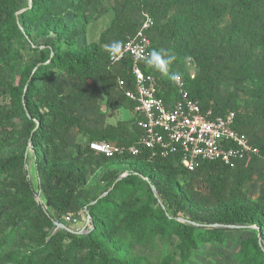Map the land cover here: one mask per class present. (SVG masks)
Here are the masks:
<instances>
[{
	"label": "trees",
	"instance_id": "16d2710c",
	"mask_svg": "<svg viewBox=\"0 0 264 264\" xmlns=\"http://www.w3.org/2000/svg\"><path fill=\"white\" fill-rule=\"evenodd\" d=\"M30 1L18 19L21 28L13 33L19 42L30 30L28 21L46 14L59 16L68 9L91 15L98 0ZM18 7L16 0H0V95L13 98L18 108L17 113L0 119L8 122L10 116L20 115L31 124L29 148L37 183L34 186L24 170V150L0 155V177L8 176L9 180L0 187V264H141L122 247L144 245L164 234L179 236L180 264H184L199 240L223 242L229 225L248 231L239 242L236 260L264 264V202L252 203L242 189L264 159V0H117L110 25L100 34L98 44L61 57L54 52L52 61L57 60L68 76L77 79L71 88H65L55 73L40 68L27 82L24 98L22 90L11 82L20 65L14 62L17 50L6 36L13 20L11 12ZM138 11L153 20L145 32L151 50L168 45L165 48L176 54L170 71L178 69L183 74L190 97L214 114L233 110L234 128L250 137L258 155L233 165L204 161L194 171H187L176 157H149L147 149L138 155L112 158L97 156L89 149L91 141L133 144L142 134L134 120L131 124L117 120L88 132L86 120L69 111L73 103L96 107L97 95L90 93L97 81L102 83L109 115L120 108L132 109L125 96L134 84L131 61L124 56L110 63L103 45L123 42L133 33L139 23L133 19ZM189 56L196 68L192 78L186 69ZM142 67L145 73L158 77L165 100L176 98L174 83L145 64ZM118 78L123 85H118ZM227 81L235 88L247 86V95L239 99L233 92L223 93L220 85ZM73 126L86 140L77 145L74 155L66 139L67 129ZM13 144L8 139L1 147ZM115 162H125L129 169L120 179L116 170L107 169L102 174L106 195L88 207L92 229L78 234L57 227L65 222V214L77 215L83 209L89 170ZM177 177L185 180L182 185L171 182ZM261 197L264 199V190ZM51 229L55 230L50 233ZM25 240L36 246L14 262L9 250ZM158 264L171 263L164 258Z\"/></svg>",
	"mask_w": 264,
	"mask_h": 264
},
{
	"label": "rangeland",
	"instance_id": "374dc122",
	"mask_svg": "<svg viewBox=\"0 0 264 264\" xmlns=\"http://www.w3.org/2000/svg\"><path fill=\"white\" fill-rule=\"evenodd\" d=\"M16 1L19 7L18 9L14 8L11 12L13 20H10L9 28L6 31L9 43L17 50L14 62L20 65L12 73L11 82L13 86L18 89L20 88L22 94H24L26 92V84L33 73L37 69L44 68L46 71L55 73L58 81L65 88L70 89L77 79L75 76H68L67 72L60 67L61 64L57 60L52 61L54 52L60 54L61 57L63 53L69 51L81 52L92 45L98 44L100 34L110 25L113 16L112 7L117 0H98L91 15H87L78 9H68L59 16L46 14L39 19L28 21L30 23V30L25 32L26 38L20 42L13 33L15 29L21 28L18 24V19L24 16V12L31 5V1ZM133 19L139 22L141 16L138 14ZM76 31H79V33L76 34ZM107 44L103 45V49H105V45ZM162 47L169 46L162 45ZM35 61L39 63L35 65ZM186 69L190 74L195 75L196 68L193 62L190 63L188 61ZM101 84L100 81H97L90 93V96L97 95L96 107L85 108L79 103H73L69 110L70 113L86 120L88 132L102 129L106 124L113 125L117 120H126L131 124L133 122V114L129 109L120 108L116 113L112 115L108 114ZM247 88V86L241 89L235 88L231 81L222 82L220 85L223 93L233 92L239 99L247 95ZM240 111L242 112V110ZM17 112V102L13 98H5L3 94L0 95V116L3 115L4 117L7 113ZM30 127L31 124L20 115L10 116L8 122L6 119H0V155L5 157L24 150L26 157L24 170L30 181L36 186L35 165L28 143V129ZM12 135L14 136L11 138L10 136ZM8 139H12L14 144L1 147ZM66 139L72 145V155L75 154L77 145L86 141L85 137L80 135L74 126L67 129ZM107 169L119 171L120 179L127 174L125 171L129 169V165L125 162H115L103 168L89 170L86 175L85 187L88 191V196L82 201L84 204L83 209L77 213L78 224L70 225L62 221L61 224L68 229L77 231L78 234H85L92 229L93 221L88 207L106 195V191H102L106 185L102 182L101 176ZM8 181V176H1L0 187L5 186ZM184 181L182 178L177 177L171 182L182 185ZM242 189L247 199L252 203L261 204L264 202V199L261 197V191L264 190V159L258 162L256 171L250 180L243 183ZM93 197L96 198L91 200ZM158 202L162 206L160 200ZM54 230L51 229L49 232L51 233ZM247 233V229L243 227L231 228L224 231V240L221 243L199 240L197 247L189 251L184 264H245L236 260V252L240 240L245 238L248 235ZM167 235L158 236L150 243L144 245H134L131 248L121 247L122 250L129 252L133 257L137 258L141 264H158L164 258L170 259L171 264H180L182 262L180 238L176 234ZM35 246L36 243L25 240L23 245L12 247L9 251L11 255H14V262H17ZM8 264H12V262Z\"/></svg>",
	"mask_w": 264,
	"mask_h": 264
},
{
	"label": "built area",
	"instance_id": "2783aa9c",
	"mask_svg": "<svg viewBox=\"0 0 264 264\" xmlns=\"http://www.w3.org/2000/svg\"><path fill=\"white\" fill-rule=\"evenodd\" d=\"M152 25V18L141 12L137 28L122 42L120 54L113 57L107 52L110 63L118 62L124 56L131 61L134 84L132 89L125 91V96L133 104V120L142 131L141 136L129 145L91 141L89 149L106 158L138 155L142 149H147L149 157H176L187 171H194L204 161L233 165L236 161L247 163L252 156L258 155V148L250 137L234 128L233 110L214 114L211 108L202 109L200 103L190 97L183 81L174 84L176 98L165 100L160 95L162 88L158 77L143 71L141 59L151 51L145 32ZM117 82L123 85L122 79L118 78ZM64 221L74 225L79 219L76 214L67 213Z\"/></svg>",
	"mask_w": 264,
	"mask_h": 264
},
{
	"label": "clouds",
	"instance_id": "9594fccd",
	"mask_svg": "<svg viewBox=\"0 0 264 264\" xmlns=\"http://www.w3.org/2000/svg\"><path fill=\"white\" fill-rule=\"evenodd\" d=\"M121 41H113L110 44L105 45V49L110 56H117L120 54L122 49ZM141 59L146 67L160 73L162 76L166 77L169 81L174 84H179L182 81L183 74L178 70H171V65L177 61V56L174 52L167 48H153L146 55H142ZM187 60L191 63L192 58L189 56Z\"/></svg>",
	"mask_w": 264,
	"mask_h": 264
},
{
	"label": "water",
	"instance_id": "95a60500",
	"mask_svg": "<svg viewBox=\"0 0 264 264\" xmlns=\"http://www.w3.org/2000/svg\"><path fill=\"white\" fill-rule=\"evenodd\" d=\"M22 98H24V94L22 95ZM28 143L29 144H31V138L29 137V139H28ZM118 179H119V177H118ZM151 189H152V191H153V194L154 195H156V191H155V188L151 185ZM194 224H196V223H194ZM196 225H200V224H196ZM217 224H214V225H209V226H216ZM224 226H226V225H224ZM57 227H61V228H67V227H65L63 224H61V223H57ZM229 228H239V227H241V226H231V225H229L228 226Z\"/></svg>",
	"mask_w": 264,
	"mask_h": 264
},
{
	"label": "crops",
	"instance_id": "0c3cea01",
	"mask_svg": "<svg viewBox=\"0 0 264 264\" xmlns=\"http://www.w3.org/2000/svg\"><path fill=\"white\" fill-rule=\"evenodd\" d=\"M138 14L141 16V11H138V12L135 14V16L138 15ZM130 111H131V110H130ZM131 112H132V111H131Z\"/></svg>",
	"mask_w": 264,
	"mask_h": 264
}]
</instances>
